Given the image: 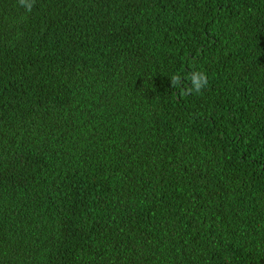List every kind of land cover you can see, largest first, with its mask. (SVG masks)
<instances>
[{
  "label": "trees",
  "instance_id": "obj_1",
  "mask_svg": "<svg viewBox=\"0 0 264 264\" xmlns=\"http://www.w3.org/2000/svg\"><path fill=\"white\" fill-rule=\"evenodd\" d=\"M0 264H264V0H0Z\"/></svg>",
  "mask_w": 264,
  "mask_h": 264
},
{
  "label": "clouds",
  "instance_id": "obj_2",
  "mask_svg": "<svg viewBox=\"0 0 264 264\" xmlns=\"http://www.w3.org/2000/svg\"><path fill=\"white\" fill-rule=\"evenodd\" d=\"M18 3L19 5L23 6L27 12H30L34 6L35 0H18ZM188 80L191 84L190 88L183 86L182 78L179 75L174 74L171 77L170 83L173 87L180 88L182 94L189 92H195L199 94L208 84L207 74L202 71H193L189 75Z\"/></svg>",
  "mask_w": 264,
  "mask_h": 264
}]
</instances>
